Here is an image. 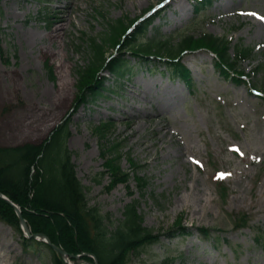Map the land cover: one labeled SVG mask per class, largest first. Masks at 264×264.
<instances>
[{
	"label": "rangeland",
	"instance_id": "obj_1",
	"mask_svg": "<svg viewBox=\"0 0 264 264\" xmlns=\"http://www.w3.org/2000/svg\"><path fill=\"white\" fill-rule=\"evenodd\" d=\"M193 5L191 0H0V146L42 144L72 115L68 148L90 205L116 223L124 207L138 199L146 226L166 232L183 219L191 229L189 236L165 238L134 253L129 264H264V246L256 241L264 236V97L252 91L261 89L257 82L264 78L263 70L254 73L264 63V0H213L198 15ZM159 6L167 7L148 36L154 28L165 38L209 33L255 48V62L242 63L251 84L224 77L214 55L201 51L185 58L193 92L169 79L164 67L140 66L109 89L114 93L75 111L78 70L89 63L90 39L106 26L96 10L110 21H132ZM106 75V86H113L112 75ZM109 120L112 132L99 136L96 128ZM116 144L121 169L149 181L143 197L134 173L129 186L108 189L109 173L101 174L112 154L108 149ZM217 171L228 188L226 200L220 198ZM245 213L250 225L237 229L234 218ZM200 228L214 235L201 241ZM0 264L52 262L44 247L26 252L20 234L0 220Z\"/></svg>",
	"mask_w": 264,
	"mask_h": 264
},
{
	"label": "trees",
	"instance_id": "obj_2",
	"mask_svg": "<svg viewBox=\"0 0 264 264\" xmlns=\"http://www.w3.org/2000/svg\"><path fill=\"white\" fill-rule=\"evenodd\" d=\"M198 2L196 7L199 9L201 5L211 3V0ZM96 11L106 26L100 37L90 39L89 63L78 70L79 93L74 101L75 110L112 93L105 85L107 79L103 73L107 70L118 84L125 77H131L141 63L143 66H154L161 62L160 65H166L169 76L173 79L177 77L191 87L192 76L183 63V58L194 51L206 49L216 53L218 58L215 63L221 74L239 83L244 73L238 70V65L253 54L252 49L238 45L236 55L232 57L229 51L230 40L207 33L200 37L182 35L175 42L173 36L164 39L157 29L153 36L148 37L150 20L138 25H135L136 19L110 21L105 12ZM134 25V31L129 33ZM110 50L115 53L107 56ZM129 57L135 60L134 64H130ZM70 120L71 116L42 144L0 146V192L18 204L33 233H44L69 255L76 256L87 252L94 254L100 264H129L134 253H140L145 247L161 242L163 237L175 238L177 235L190 233L182 221L166 232L144 225V215L139 211L141 203L138 199H132L124 207L123 218L116 223L112 216L104 215L99 206L90 205L86 186L78 178L76 165L72 160L73 153L68 148ZM102 126L104 127L96 128L95 132L105 137L112 132L114 124L108 121ZM112 146L108 149L112 154L106 158V172L101 174L103 177L109 173V190L120 183L129 186L133 176L132 172L124 171L120 167V145H114V150H111ZM131 164L135 165L133 159ZM134 169L136 170L135 166ZM136 172L133 171L134 179L137 180L138 191L143 197L149 181ZM217 186L221 195L226 197L227 188L222 178ZM155 200L160 201L156 197ZM0 220L20 234L26 252L31 248L44 247L51 254L52 264H69L47 244L25 239L15 208L1 197ZM234 221L237 229H245L251 222L247 213L242 217L236 215ZM211 232L200 229L202 240L210 238ZM256 241L264 246V236L258 235ZM85 260L93 261L90 257Z\"/></svg>",
	"mask_w": 264,
	"mask_h": 264
},
{
	"label": "water",
	"instance_id": "obj_3",
	"mask_svg": "<svg viewBox=\"0 0 264 264\" xmlns=\"http://www.w3.org/2000/svg\"><path fill=\"white\" fill-rule=\"evenodd\" d=\"M0 197L5 201H7L13 208H15L17 214H18V217L20 219V222H21V226L23 228V230L26 231V235H27V238L28 239H35L39 242L43 241L45 243H47L50 247H52V249L56 250L57 252H59L66 260H68V253L67 251L61 249L60 247H58L56 244L52 243V241L44 234V233H37V234H33L32 231L30 230V228L28 227V224H27V220L24 219L23 217V214H22V211H21V208H19L18 205L14 204L12 202V200L6 196H4L1 192H0ZM73 258H79L80 256H74V255H71ZM83 256L87 257V256H90L92 258H94V262H87L85 264H100L97 259L93 256V255H90V254H83Z\"/></svg>",
	"mask_w": 264,
	"mask_h": 264
},
{
	"label": "bare ground",
	"instance_id": "obj_4",
	"mask_svg": "<svg viewBox=\"0 0 264 264\" xmlns=\"http://www.w3.org/2000/svg\"><path fill=\"white\" fill-rule=\"evenodd\" d=\"M58 30H59V28H58Z\"/></svg>",
	"mask_w": 264,
	"mask_h": 264
}]
</instances>
